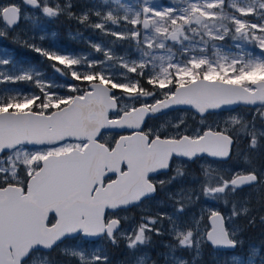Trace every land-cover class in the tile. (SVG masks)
Here are the masks:
<instances>
[{
	"label": "snow or ice",
	"instance_id": "obj_1",
	"mask_svg": "<svg viewBox=\"0 0 264 264\" xmlns=\"http://www.w3.org/2000/svg\"><path fill=\"white\" fill-rule=\"evenodd\" d=\"M24 6L134 42L139 55L128 59L92 44L105 59H89L85 67L17 33L18 44L57 61L65 66L62 72L52 65L57 73L80 82L61 86L68 95L29 69L4 72L11 61L0 57V83L27 81L39 89L0 95V264H54L47 253L56 249L66 257L58 264H111L97 240L123 243V264H148L150 255L138 253L165 235L174 241L164 244L166 264H195L206 243L242 249L239 219L264 225V52L242 47L264 49V0H137L135 8L103 0L79 12L73 0H8L0 3V38L30 19ZM226 40L239 51H224ZM110 62L122 78L106 72ZM192 110L200 126H189ZM170 111L183 114L148 125ZM112 130L127 134L118 131L116 138ZM191 164L200 167L198 188L168 191L171 213L146 211L124 227L129 218L121 211L182 184ZM201 197L228 211L201 208L190 216ZM178 249L192 260L176 256ZM225 264H264V247L250 246L247 256L233 251Z\"/></svg>",
	"mask_w": 264,
	"mask_h": 264
},
{
	"label": "rangeland",
	"instance_id": "obj_2",
	"mask_svg": "<svg viewBox=\"0 0 264 264\" xmlns=\"http://www.w3.org/2000/svg\"><path fill=\"white\" fill-rule=\"evenodd\" d=\"M8 0H0V3H7ZM13 2L19 4L21 3V0H13ZM64 0H61L60 3H63ZM109 3H111V0H108ZM73 3L76 5V10L79 12L81 8H85L86 6H92V5H99L103 3V0H73ZM121 3L130 6L132 8H135L137 4V0H121ZM154 4H167L169 3V0H153ZM112 7H116L115 4H112ZM106 10V9H105ZM23 12L27 14L30 19L28 20H21L18 28L16 29V32H13L11 35L0 38V57L8 58L11 63L7 66H3L4 72H18L20 69H29L34 74L38 73L40 77L42 78L43 82L46 85H50L52 87L53 91L60 92L63 95H68V90L66 87H61L62 85H65L67 83H76L80 84L79 81H72L70 78V75L67 76V78H62L61 73H57L55 69L52 67V65H56L59 68L64 69L65 66L59 65L57 61H50L46 57L36 53L32 50V52L35 54V57H37L38 62L32 61L31 57L28 55H21L23 59H19L18 56H16V52L12 50L10 47H8L7 43H12V40L15 41V36L17 33L23 35L26 39L30 40L35 45L41 47L42 49L48 50L50 52H54L56 54H65V55H72L76 58L81 59L82 64L86 67L87 61L89 59H95V60H104L105 57L102 52H96L94 48L91 46L92 44H99L102 49L107 50L109 47L112 48V50L118 55V56H125L128 59H136L138 57V52L135 50V44L134 42H130L127 40L123 41H116L115 37L112 36H105L101 33L100 30L93 29L91 27H88L85 25L86 28H90L88 32H76L74 30H68V36L71 37L75 42L69 41L67 35H63L62 41H60L59 31L55 28L51 27V23L57 22V18L49 19L44 16H42L39 12L32 9L30 6H24ZM60 17V16H59ZM95 19V17H93ZM4 27V24L2 21H0V28ZM111 41H116L114 44H111ZM85 43V46L82 48H76L75 45L79 43ZM3 43V44H2ZM224 45V51H231L233 54L238 52L239 49H236L233 47V42L231 40H227V42H223ZM243 49L247 52H251L253 55H261L262 52H264V49H261L258 44L246 42L242 45ZM30 49V47H28ZM42 63H46L49 66L51 65L52 71L50 73L44 74V71L39 69V66ZM113 64V66L108 67L105 66L106 72H109L113 75H116L118 78L120 77V72L122 69H120L118 66H115L117 62H110ZM77 68H80V70H83L81 66H76ZM134 75V74H129ZM19 85L15 86L13 84L16 83H0V90H3L4 95H7L9 93L15 94L17 91H22L25 93L28 92H35L33 89L35 86L31 82L27 81H21L17 82ZM151 87V86H148ZM55 89V90H54ZM38 92V91H36ZM238 111H245L243 107H240L237 109ZM183 113L176 112V111H170L167 116H161L160 119H155L152 122H156L154 126H160L161 124H164L166 120L172 119L174 117H178L179 115H182ZM233 115L235 113H232ZM188 124L190 127L193 126H200L199 125V119L198 117L193 118L195 116L194 111H188ZM224 116L229 115V113L224 112ZM220 117H210L209 122L212 119H219ZM209 159V158H208ZM211 160V159H209ZM190 171V167H189ZM193 175H189L187 179L183 181V183H175L177 186V189L172 190L171 192L178 191L181 187L184 188H198V184L194 182ZM181 185V187L179 186ZM216 201H213L211 199H207L202 197V200H199L196 202V204L193 206L191 211L189 212V215L191 216L193 213L199 214V211L201 208H219L216 203ZM172 202L167 199L165 201H161L158 203V209L156 211L149 210L151 212H154L152 215H156L160 212H172ZM227 212V211H226ZM121 216H126L129 219L126 221V225L124 227L131 228L136 223L133 221L132 217L128 214H123ZM140 220L137 221V223ZM240 224V222L238 221ZM165 226L167 227V222H165ZM242 232V231H241ZM241 232L239 233V238L243 241V248L242 252L236 253H243L245 256L249 254L250 246H257L260 247L258 244L249 243L247 247H244V237L241 236ZM161 245L162 248H158L156 255L158 259H155L156 264H166L165 256L163 254L168 253L169 249L164 247V244L168 243H174L172 237L170 236H161ZM104 241L96 242L95 247H104ZM93 245H90L89 247H92ZM205 244L202 246L201 250V256L196 260L195 264H203L200 262V259L204 256L205 253ZM211 252L215 256L216 264H225L223 260L221 259V254H219L216 250H211ZM138 254L141 255H150L151 254L148 250L145 248H142ZM233 252H229L227 254V257L231 256ZM176 256H182L184 258H187L188 260H192L193 254L184 249H178L175 253ZM122 264V263H119ZM148 264H151V260L148 261Z\"/></svg>",
	"mask_w": 264,
	"mask_h": 264
},
{
	"label": "trees",
	"instance_id": "obj_3",
	"mask_svg": "<svg viewBox=\"0 0 264 264\" xmlns=\"http://www.w3.org/2000/svg\"><path fill=\"white\" fill-rule=\"evenodd\" d=\"M53 26L60 32L61 40H64L63 39L64 34L68 36V30H74L76 32H80V31L88 32L90 30V28H86L84 24H80L76 20L69 19L67 16L64 15L58 17V22L56 24H53ZM68 40L75 42L69 36H68ZM10 46L12 47L15 46L16 47L15 50L17 52L29 55L30 57H33V55H35L32 52L31 48L29 49L28 47L18 44L17 42L10 43ZM75 46L83 47L85 46V44L81 42L78 45L76 44ZM33 61H37V59L33 57ZM191 165L192 166L190 167V171H189L190 175L202 179V174L200 172L199 165L198 164H191ZM199 200H202V197ZM215 203L219 206V208L222 211H228V208H226L222 203L217 201ZM152 207L156 209L158 205L152 203ZM131 210L133 211L132 217L135 220H140L141 216L146 213V211L138 210L136 206L132 207ZM240 221L244 228L243 230V236L245 238L244 242L256 243L259 244L261 247H264V225H260L259 222L257 221V223L254 226H247V220L244 217H241ZM159 237L153 236V243L149 245L150 249H152L154 252H157L158 248L161 246L160 241H158ZM204 247H205L204 249L205 253L204 256L200 259V262H202L203 264H216L215 256L211 252L212 250L211 246L208 243H206ZM125 251L126 250L123 243H121L119 248L112 246V264H117L119 261L124 262L126 260V255L124 254ZM238 251H240V248L238 249ZM219 253L222 255L223 261H225L227 259L226 256L228 253H222V252ZM155 259H158L157 255H155Z\"/></svg>",
	"mask_w": 264,
	"mask_h": 264
},
{
	"label": "flooded vegetation",
	"instance_id": "obj_4",
	"mask_svg": "<svg viewBox=\"0 0 264 264\" xmlns=\"http://www.w3.org/2000/svg\"><path fill=\"white\" fill-rule=\"evenodd\" d=\"M16 55H17V54H16ZM43 66H44L46 72H48V71L50 72L51 69H52L48 64H43ZM61 70H62V72H63L64 69H61ZM62 72H61L62 78H67V76H65V75L62 74ZM13 85L17 86V85H19V83H16V84H13ZM33 90L35 91L36 89L34 88ZM54 90H55V89H54ZM38 91H39V89H38ZM115 91H117V94H119V90H115ZM2 93H3V90H0V95H4V94H2ZM154 120H155V119H154ZM154 120H148V121H147L148 125H149V126H154V125L156 124V122H152V121H154ZM158 120H159V119H158ZM156 127H159V125L156 126ZM116 133H117V131H112V135H113V136H116ZM120 134H127V133H126V132H120ZM116 138H118V136H116ZM178 163H179V162H178ZM159 178H160V179H163L164 176H160ZM173 185H174V184H173ZM173 185L168 186V189H167L166 191H161V192H159V193L155 196L154 199H149V200L144 201V203H143L141 206L137 207L138 210H146L147 207H148V204H149V203H154V202L159 201L161 198H166V197H168L167 192H168V191H172V189H173ZM123 214H128L129 216H132V215H133V211H132L131 209L121 211V212H120V215H123ZM126 223H127V222L124 223V226H125ZM241 236H242V235H241ZM100 241H101V240H100ZM100 241H96V242H100ZM63 247H65V245H61V248H63ZM125 250H126V249H125ZM126 252H127V251H126ZM149 252H150V254H151V259H154V257H155V256H154V253H153L152 251H149ZM108 254H109V256H110V260H111V264H112V245H110V244H109ZM47 255H49V256L54 260V264H58L59 261H63L64 259H66L65 256L61 255V253H60V249H56L55 251H52L51 253H47Z\"/></svg>",
	"mask_w": 264,
	"mask_h": 264
},
{
	"label": "water",
	"instance_id": "obj_5",
	"mask_svg": "<svg viewBox=\"0 0 264 264\" xmlns=\"http://www.w3.org/2000/svg\"><path fill=\"white\" fill-rule=\"evenodd\" d=\"M19 23H20V22H19ZM114 91H115V90H114ZM233 107H237V108H238L239 106H233ZM193 111H194V110H193ZM112 131H113V130H112ZM114 131H120V130H114ZM211 159H212V158H211ZM132 207H133V206H131V207H129V208H132ZM129 208H128V209H129ZM208 244H209V243H208ZM209 245L211 246V244H209ZM211 247H212V246H211ZM212 248H213V247H212ZM213 249H214V248H213ZM226 251H233V250H226Z\"/></svg>",
	"mask_w": 264,
	"mask_h": 264
}]
</instances>
